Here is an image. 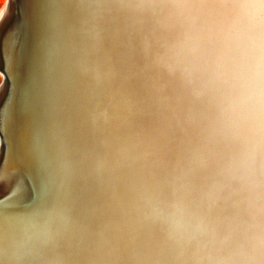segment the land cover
<instances>
[{"label": "clouds", "instance_id": "obj_1", "mask_svg": "<svg viewBox=\"0 0 264 264\" xmlns=\"http://www.w3.org/2000/svg\"><path fill=\"white\" fill-rule=\"evenodd\" d=\"M38 20L63 134L26 264H264V0H38Z\"/></svg>", "mask_w": 264, "mask_h": 264}, {"label": "bare ground", "instance_id": "obj_2", "mask_svg": "<svg viewBox=\"0 0 264 264\" xmlns=\"http://www.w3.org/2000/svg\"><path fill=\"white\" fill-rule=\"evenodd\" d=\"M3 2L0 14L10 13L0 24V264H26L59 188L61 85L38 0Z\"/></svg>", "mask_w": 264, "mask_h": 264}, {"label": "snow or ice", "instance_id": "obj_3", "mask_svg": "<svg viewBox=\"0 0 264 264\" xmlns=\"http://www.w3.org/2000/svg\"><path fill=\"white\" fill-rule=\"evenodd\" d=\"M6 13H7V8L5 9L3 14H0V16H4V15H6Z\"/></svg>", "mask_w": 264, "mask_h": 264}, {"label": "rangeland", "instance_id": "obj_4", "mask_svg": "<svg viewBox=\"0 0 264 264\" xmlns=\"http://www.w3.org/2000/svg\"><path fill=\"white\" fill-rule=\"evenodd\" d=\"M2 2H3V0H0V9L2 8L1 5L4 3V2L3 3Z\"/></svg>", "mask_w": 264, "mask_h": 264}]
</instances>
